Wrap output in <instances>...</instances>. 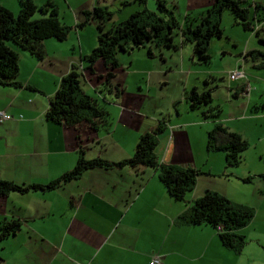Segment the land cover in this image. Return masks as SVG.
Returning a JSON list of instances; mask_svg holds the SVG:
<instances>
[{"label": "crops", "instance_id": "1", "mask_svg": "<svg viewBox=\"0 0 264 264\" xmlns=\"http://www.w3.org/2000/svg\"><path fill=\"white\" fill-rule=\"evenodd\" d=\"M34 1L40 4L44 0ZM53 2L60 21L70 26L66 37L44 38L41 59L23 49L17 50V74L21 76L15 80L20 85L0 84V94L5 96L0 100V109L12 115L0 121V178L17 184L45 183L71 168L79 154L85 158L122 159L132 153L140 133L154 130L160 123L163 128L156 134L155 147L158 161L196 169L195 183L184 199L173 198L158 178L157 171L138 163L121 167H89L57 187L0 193V223L8 220L19 223L13 233L0 239V264H148L152 255L159 258L154 264H264V196L260 198L262 211L257 209L249 223L237 230L257 244L243 250L244 244L238 253L220 242L210 224L186 223L179 216L186 205L208 189L232 201L254 206V200L244 195L239 181L250 182L254 176L261 177L264 169L251 171L239 164L226 165L224 152L207 150L205 140L206 131L215 120L241 134L238 125L229 120L264 115V109L250 111V104L254 106L257 100L249 97L246 103L240 101L239 110H244L242 115L203 118L200 109L205 106L190 108L184 99V90L188 87V63L182 70L184 56L176 54V49L183 44L176 48L154 47L152 55H147L145 47L140 46L127 51V55L140 49L144 51L145 55L140 58L143 61L141 68L131 67L133 56L123 60L124 51L117 53L118 66L112 69L110 79V83L117 84L116 93L113 87L109 90L103 86L94 91L106 69L101 59L94 63L93 72L84 71L85 82L94 91L91 95L102 97L105 102L111 129L95 128L85 121L64 125L46 119L44 111L60 76L96 43L95 20L89 19L82 26L76 24L83 19V11L96 4L112 9V14L119 11L120 19H110L105 24L107 26L142 8V4L135 0ZM250 2L262 4L258 0ZM132 3H137L135 8L123 12ZM0 4L13 13L18 11V0H0ZM68 48L72 51L68 52ZM75 48L77 54H73ZM245 51L249 49L239 52L243 63L254 57L249 54L243 57ZM174 53V64L178 60L181 66L174 68L184 75L185 80L169 98L172 108L152 105L148 102L150 99L145 103L154 76L172 69L166 60ZM118 71L127 75L143 74L141 80L147 85V91L140 81H136L135 89L128 88L129 81L126 84V79L122 83L116 78ZM247 75L253 77L251 71ZM209 79L204 76L200 84L191 86L198 90L207 88L205 84ZM222 83V87L217 85L210 89L211 104L214 101L217 105L220 100L217 87L225 92H221L225 98L223 101L230 102V96L242 95L239 92L245 85L243 81ZM252 89L257 90V86ZM194 109H199V113H193ZM189 125H198L200 131L196 136L191 135ZM256 188L263 190L258 185ZM256 219L259 221L254 224ZM247 225H254L251 228L254 230H245ZM259 244H263L262 248Z\"/></svg>", "mask_w": 264, "mask_h": 264}, {"label": "trees", "instance_id": "2", "mask_svg": "<svg viewBox=\"0 0 264 264\" xmlns=\"http://www.w3.org/2000/svg\"><path fill=\"white\" fill-rule=\"evenodd\" d=\"M144 4L146 0H135ZM18 11L14 14L10 9L0 4V84L20 85L15 76L18 71V53L15 47L27 51L37 59L43 57V40L53 36L64 39L69 25L62 23L53 0H44L37 4L34 0H18ZM251 6V7H250ZM262 4L247 0H212L204 14L197 19L190 20L187 15L178 21L164 0H155V11L142 6L141 9L130 13L126 18L105 25L111 19L112 11L104 5H94L90 10H84V17L77 22V26L84 25L89 19L96 21V43L89 52L80 57V61L71 63L57 83L53 94L49 97L44 111L46 119L75 125L85 121L93 127H101L108 131L111 122L105 102L98 96L85 92L84 71L94 70V63L101 59L105 71L98 87L114 88L117 84L110 83L115 67L118 66L117 53L130 51L132 48L143 46L147 55H152V47H171L178 45L174 35H178L179 44L190 42L197 60L207 61L209 58L208 42L211 36H220L219 16L223 8H228L234 20L243 27H251V21L257 20V10ZM264 13V7H263ZM264 29V24H257L254 28L258 33ZM8 42L13 44L10 45ZM258 50H249L243 57L254 55ZM204 82H207L204 80ZM111 87V88H110ZM184 99L190 108L200 109L203 118L217 117L218 107L211 104L210 88L198 90L191 86L184 90ZM102 100V103L100 102ZM163 126L158 123L154 130L145 131L138 135L132 153L119 160H108L96 156L85 158L79 154L71 168L45 183L17 184L0 178V193L10 190L26 191L29 189H47L61 185L64 181L77 177L89 167H121L142 163L157 171V176L163 183L167 193L176 199H184L195 183L197 170L190 166L162 164L155 153L157 144L156 134ZM247 146L246 140L235 130L229 129L220 121L215 120L206 131L205 147L207 150H221L224 152L226 165L235 166L241 160V151ZM264 177V173H260ZM254 209L240 202L232 201L226 196L213 190L204 193L190 204L186 205L180 218L186 223H207L214 227L220 242L235 253L240 252L245 244V237L237 230L246 225L253 217ZM19 226L18 221L8 220L0 223V239L13 233Z\"/></svg>", "mask_w": 264, "mask_h": 264}, {"label": "rangeland", "instance_id": "3", "mask_svg": "<svg viewBox=\"0 0 264 264\" xmlns=\"http://www.w3.org/2000/svg\"><path fill=\"white\" fill-rule=\"evenodd\" d=\"M247 1H251V0H247ZM164 2L165 5L171 9L175 18L178 21H182L184 17L187 15V13L188 15L186 17H188V19L190 20H193L194 18L197 19L198 15L205 13L206 9L211 5L212 0H164ZM258 2H261L264 7V0H258ZM136 4L137 3H132L131 6L130 5L126 6L123 12H126L128 9L135 8ZM144 7L149 10L155 11V0H146L144 3ZM263 7L258 8L257 15L259 16V18L255 20V22L253 20L251 21V27H243L240 23L234 20L233 14L228 8H223L219 16V26L221 28V35L210 37L208 42L209 58L205 62L197 60L195 58L192 51V45L190 42H184L183 46L176 49L177 50L176 54L178 56H180L181 53L184 56V65L182 66L183 67L182 70L186 66V63H188L187 89L190 88L193 83L200 84L201 79L204 76L210 78L209 83L205 84V87L208 86L210 89L215 88L217 85L222 87L223 84L222 82L226 83L227 80L228 81L241 80L243 81V83H245V85L242 86L241 88L242 90L239 92L242 95H239L237 97L230 96V100H229L230 102L223 101V99L225 98L224 96L221 95V92L223 93L225 92L222 91L220 87L216 88L217 90L216 94H218L219 96L218 99H220L218 100L219 102L217 103V107H218L217 116L219 118L223 119L224 117H230L231 115H238V114L242 115L244 110L242 108L239 110V107H241V102L243 101L244 103H246L249 97L257 100V102L254 103L255 104L254 106H251L253 104H250L249 106L251 109L250 111H256L255 109L262 111V109H264V29L260 28L258 30V33H256L254 30L257 24L260 23L264 24ZM110 11H112V9ZM119 13H120L119 11L113 12L114 16L113 17L111 16V20L120 19ZM174 39H176L175 41L177 45H179V42L177 41L178 39L177 34L174 35ZM8 43L13 46L11 42ZM15 48L19 50L18 47ZM252 48H256L260 52L257 53L256 51H254L253 59L247 58L245 63H243L242 62L243 58L242 61L240 59L241 51L245 49L250 50ZM134 50H138V49H134ZM67 51L69 52L72 50L68 48ZM89 51L90 50H88V52ZM119 52L121 54L122 51ZM124 52L123 54L126 55L124 56L125 58L124 57L122 58L123 60L124 59L126 60L128 56L134 57L131 67H135L134 69H136V67L141 68L143 66V61H141L140 58L145 55L144 51L140 49L139 51H134L129 55H127V51ZM136 52H141V53L137 54ZM73 54H77L76 48L75 50H73ZM174 56L175 53L166 60V62L169 61L171 67L173 66L172 69L169 68L168 71L161 72L157 76H154L156 78L154 81L151 82L149 86V96L148 97L145 96V103L150 102L152 105L154 103L158 106L168 105L169 108H172V106L168 102L169 98L172 95H174V93L176 92V90H178V88L182 87V80H185L184 75L181 74L179 70H177V68L181 67L180 62L177 60L176 64H174L175 63ZM252 63H259V65H252ZM234 69L243 70L244 77L229 79L227 74ZM250 71L253 77L247 75L250 74ZM207 73H209V75H207ZM20 76L18 77V74H16L15 77L20 78ZM143 76L144 75L139 72H137L136 75L133 73H129L127 75L121 71H118L116 73V78L118 77V79L122 83H124V79H126L125 80L126 84H127L126 81H129V84H127L128 88L135 89L136 83L140 81L142 82L143 85L142 87L144 88V90L147 91L146 90L147 85L145 84V82L143 83V81L141 80ZM82 86L84 90L87 91L89 94H92L94 92L92 86L89 83L87 84L84 81ZM254 86H257V90L252 89ZM4 98H5L4 94H0V100H3ZM212 103L214 104L216 102L212 101ZM175 104L177 105L178 103ZM198 110L199 109H194L192 110V112L199 113ZM261 115L260 116L257 115L256 117H246V118H243L244 116H241V117H237L238 119L235 121H233L232 119L229 120L230 123L233 122L238 125L241 131V136L247 142V146L241 151V160L238 164L243 168L251 169V171L258 168L264 169V115L263 114ZM111 128L112 126H110V129ZM188 129L191 135L194 136H196V134L199 133L200 131L198 125H189ZM193 139L194 138H191L190 140ZM262 177L263 176L261 177L254 176L252 177V180H250V182H242L241 180L239 181L243 186L244 195L246 197H251L252 200H254L253 202L254 206H252L254 209V213L256 212L257 209L261 211L263 209L262 207L263 205L261 204L262 200H260V198L264 196V185L260 186L262 183H264V178ZM257 185L258 187H261V189H263L262 192L261 190L260 191L257 190L256 188ZM258 221L259 219H256V221L253 222H255L254 224H256V222ZM253 226L247 225L245 230H254L251 229ZM242 227H240L239 229H241ZM244 235L246 242L243 247V250L249 248V246L254 247V245L257 244V242L254 239L252 238L250 239V236H248L247 234ZM262 245L263 244H259V247L262 248Z\"/></svg>", "mask_w": 264, "mask_h": 264}, {"label": "built area", "instance_id": "4", "mask_svg": "<svg viewBox=\"0 0 264 264\" xmlns=\"http://www.w3.org/2000/svg\"><path fill=\"white\" fill-rule=\"evenodd\" d=\"M229 79H236V78H240V77H244V72L241 69H234L231 70L228 74H227ZM12 115L9 114L8 112H6L3 109H0V121L5 120V119H9L11 118ZM159 262V258L157 255H152L148 261V264H154ZM77 264H81V263H77Z\"/></svg>", "mask_w": 264, "mask_h": 264}]
</instances>
